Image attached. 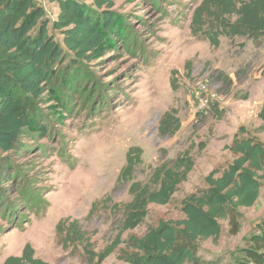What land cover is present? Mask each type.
Listing matches in <instances>:
<instances>
[{
	"label": "rangeland",
	"instance_id": "rangeland-1",
	"mask_svg": "<svg viewBox=\"0 0 264 264\" xmlns=\"http://www.w3.org/2000/svg\"><path fill=\"white\" fill-rule=\"evenodd\" d=\"M39 1L51 33L62 43V33L51 27L61 13L58 2ZM80 1L96 8V0ZM198 1L159 0L157 8L150 0H115L113 9L128 21L145 53L134 55L119 39L116 47L93 56L84 66L92 73L89 88L100 86L95 102L85 105L75 95L64 108L61 99L46 100L45 120L31 126L23 139L27 148L0 152V264L21 255L28 243L36 256L51 264H92L85 242L62 243L58 223L78 220L90 248L97 253L106 249L120 232L121 213L115 205L131 199L128 184L117 182L129 148L137 145L144 150V163L136 174L142 181L156 166L190 152L194 168L170 202L151 204L144 222L125 231L102 263L128 264L124 258V251L130 250L128 238L143 235L161 220L184 218L185 197L205 188L211 171L234 160L229 145L240 127L264 141L259 129L264 44L245 36H221L220 45L214 46L208 38L194 35L191 19ZM65 55L63 69L73 56L68 50ZM167 111H175L180 119L172 134L159 129ZM26 185L41 193V204L23 201L21 189ZM6 203L16 209L8 208L4 216ZM243 213L237 235L228 233L223 220L219 240L202 242L205 258L214 257L219 264L250 260L252 235L264 234V179L259 201Z\"/></svg>",
	"mask_w": 264,
	"mask_h": 264
},
{
	"label": "trees",
	"instance_id": "trees-1",
	"mask_svg": "<svg viewBox=\"0 0 264 264\" xmlns=\"http://www.w3.org/2000/svg\"><path fill=\"white\" fill-rule=\"evenodd\" d=\"M51 1L58 2L61 9L51 27L62 33V43L51 33L50 20L39 0H0L1 153L27 148L23 139L31 126H39L45 120L42 105L46 100L61 99L64 108H69L75 95L85 105L95 102V90L100 86L89 88L92 73L84 66L93 56L116 47L119 39L134 55L146 51L141 41L136 43L128 21L113 9L115 0H96V8L80 0ZM150 2L156 7L160 4L159 0ZM191 30L196 36L208 38L214 46L220 45L221 36H245L264 44V0H199L193 10ZM66 50L73 56L63 69ZM259 117L263 121L259 129L264 131V103ZM179 127L175 111H167L159 129L163 134H172ZM229 149L234 160L222 170L211 171L205 179L206 187L183 200L184 218L161 220L143 235L128 238L130 250L124 251L128 264H219L214 257H204L202 242L219 240L223 220L227 221L230 235L241 231L243 210L259 201L264 179V141L256 133L240 127ZM143 154L141 146H131L119 174L117 182L128 184L131 199L115 205L121 213V227L112 245L94 252L78 220L68 225L60 221L57 225V235L65 246L86 243V254L92 264H102L121 243L122 234L144 222L151 204L169 203L195 165L190 152H183L156 166L148 180L142 181L136 174L144 163ZM21 198L31 204L42 202L41 193H33L28 185L21 189ZM8 208L16 209L12 204H4V216L8 215ZM250 241L253 242L247 250L250 260L238 264H264V234H253ZM3 264L51 263L36 256L34 247L28 243L21 255L9 256Z\"/></svg>",
	"mask_w": 264,
	"mask_h": 264
}]
</instances>
